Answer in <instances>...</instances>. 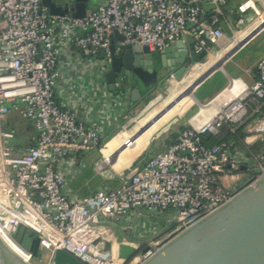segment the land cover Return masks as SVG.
I'll return each instance as SVG.
<instances>
[{"label": "built area", "instance_id": "2783aa9c", "mask_svg": "<svg viewBox=\"0 0 264 264\" xmlns=\"http://www.w3.org/2000/svg\"><path fill=\"white\" fill-rule=\"evenodd\" d=\"M229 1L209 0L206 4L214 7L207 11L205 0H103L75 17L71 12L51 13L42 0H0V231L15 242L21 225L34 231L40 248L51 250L49 264H55L58 248L87 264H140L171 237L230 201L242 180L254 176L249 183L254 184L260 177L254 170L264 172V54L252 83L207 102L215 100L207 119L184 127L119 185L100 187L72 201L64 192L66 174L58 165L68 154L98 148L103 133L57 100L63 43L75 46L103 74L111 68L113 42L118 48L138 44L157 50L193 36L194 52L210 53L227 37L221 23H228ZM236 7L237 27L247 10L257 16L262 11L256 0H241ZM116 32L123 39L116 38ZM11 109L32 120L38 130L36 143L23 153L10 144L15 132L2 127ZM249 118L243 136L211 145L204 141V135L220 134L226 125L236 134ZM238 144L245 149V162L233 154ZM228 176L242 179L226 186ZM138 208L159 213L173 209L174 227L165 239L145 246L130 242L138 252L126 260L119 254L116 235L113 242L107 239L103 221ZM24 250L31 260L32 253Z\"/></svg>", "mask_w": 264, "mask_h": 264}, {"label": "crops", "instance_id": "0c3cea01", "mask_svg": "<svg viewBox=\"0 0 264 264\" xmlns=\"http://www.w3.org/2000/svg\"><path fill=\"white\" fill-rule=\"evenodd\" d=\"M102 1L103 0H98L96 3H91L88 10L96 7V5ZM240 1L241 0H230L225 7V14L233 34L238 28L236 23L240 15L238 14L236 6ZM250 27L251 25L248 29H250ZM230 41L231 38H223L220 44L216 47L222 48L224 46L225 50H232L236 47L237 41L234 40L233 43L228 46ZM247 44L240 47L235 53L227 58L223 63L224 70L217 69L195 89L194 92L196 96H198V89L204 83H212L213 85H211L208 91L201 97L206 98L209 95L206 100L199 99L200 102H195L191 90L188 89L186 95L179 102H177L158 121H155V116L158 112L172 103L173 100L179 98V95L187 90V88L191 86L201 74L212 68L214 63L211 56H208L205 62L193 65L181 80H178L172 75L153 92L149 93L152 86L157 84L158 81L170 72L169 67L176 66V62L172 54H170L166 58L167 68L158 74L151 75L152 79L149 78L151 83L150 81L148 83L137 82L138 77L136 76L145 74L142 70V72L134 73V78H131L130 80L119 79L117 88L120 90V93L115 94L108 89L106 74L100 72L94 61L87 60V58H85L84 55L72 44L63 43L61 45V52L58 56L57 62V68L60 73L56 82L57 100L62 106L76 112L78 117L88 126H100L103 130L102 143L97 151L94 149V151L82 150L78 156L68 154L61 158L58 163L59 167L66 174L64 192L69 199L72 201L81 200L84 196L89 195L96 189L100 188V182L98 178H96L97 176H95L97 174L90 170V165L92 161L97 160L101 153L103 154L104 159L107 156L116 153L113 162H106L105 160L104 162L110 164L116 171L122 170L131 163H125V161H122V156L136 157L137 154L135 155V149L133 148L138 146L139 138L144 136L148 131L156 129L161 121H164V123L152 134L148 144L159 131H164L170 126V121L176 116V119L180 121V124L182 125V129L190 125L192 122L203 121L211 115V108L208 106L205 107L207 102L222 94L231 96L252 83L257 76V62L263 56L264 48L254 57L253 55L255 54L251 52L244 58L241 56L236 58ZM161 50L163 49L151 51L160 58ZM175 52H180V50ZM169 82H172V84L165 91V94L168 95V93L175 92L177 97L172 101H163L162 99L158 101H146L148 96L153 93H158L159 96L163 87ZM135 87L140 88L142 93V98L138 101H133L131 98V92ZM139 116L140 118H138ZM134 118L138 119L135 120L132 127L129 128V122ZM150 122L153 124L149 125ZM2 127L15 132V137L10 140V144L14 147L13 149L17 153L26 152L30 146H33L36 143L38 130L36 129L35 124L32 120L22 117L18 110L11 109L9 111L2 121ZM137 130L141 131L137 133L138 138L136 139L134 146L120 150L121 148L119 147L122 143L123 137L127 135L128 132L133 133L137 132ZM178 133L179 132L170 136L167 143L163 145L162 148L158 149L157 152L164 150ZM233 154L243 162L247 161L245 149L239 144L234 147ZM148 159H146L144 163ZM137 168L138 167L136 166L132 172ZM122 178L123 176L121 179ZM241 179V176H228L224 178V184L226 186H234L239 184ZM148 211L151 210L138 208L131 210L128 214L121 216L119 219H104L103 225L108 232L107 239L110 242H113L112 236L116 235L118 242L122 235L125 242L129 244L140 242L143 246L156 240L165 239L174 227V210L168 209L163 212L165 215L164 217L169 220L167 224L168 227L158 233H148L147 231L137 230L136 228L138 222H146L143 218Z\"/></svg>", "mask_w": 264, "mask_h": 264}, {"label": "water", "instance_id": "95a60500", "mask_svg": "<svg viewBox=\"0 0 264 264\" xmlns=\"http://www.w3.org/2000/svg\"><path fill=\"white\" fill-rule=\"evenodd\" d=\"M91 1L42 0V4L54 14L62 15L71 12L75 17H82L86 14ZM207 1L209 0H205L204 6L209 11L214 5L206 4ZM221 25L228 36L233 35V31L227 22H222ZM116 38L123 39V36L116 32ZM195 42L193 36L177 40L161 50L160 58L147 46L127 44L118 48L113 42L111 46V68L106 72L108 89L119 94L118 80H130L134 78V73L142 72V70L145 74L136 76L138 77V79L136 78L137 82L148 83L150 81L151 83V75L158 74L167 68L166 58L170 54H172L176 66H170V72L157 84H154L149 93L153 92L172 75L181 80L193 65L204 62L209 56L206 49L200 53H195L193 50ZM240 47L241 45L236 46L228 52L223 63ZM178 50L180 52H175ZM100 55L102 56V52ZM223 63L201 74L183 92L181 98L186 95L189 89L195 102H200L194 92L195 89L217 69L224 70ZM131 98L133 101L142 98L140 88L135 87L132 90ZM174 104L171 103L163 111L158 112L155 121L164 116ZM176 118L177 116L174 119ZM152 124L150 122L149 125ZM251 140L250 137L247 139L248 142ZM242 169H246V166L243 165ZM254 172L260 174L254 184H249L254 176L248 180H242L240 191L230 201L171 237L140 264H264V172L260 169H255ZM15 240L23 249L24 247L20 243L24 242L33 257L38 256L40 251L39 237L34 231L21 225L15 234ZM119 243V254L126 260L138 252V249L124 241L122 235L119 238ZM53 262L55 264H87L64 248L55 250ZM0 264L34 263L20 256L0 236Z\"/></svg>", "mask_w": 264, "mask_h": 264}, {"label": "rangeland", "instance_id": "374dc122", "mask_svg": "<svg viewBox=\"0 0 264 264\" xmlns=\"http://www.w3.org/2000/svg\"><path fill=\"white\" fill-rule=\"evenodd\" d=\"M97 1L98 0H92L91 3H96ZM256 3L258 5V7L260 8V10L263 11L264 10L263 0H256ZM243 15L245 17L244 22L238 26V28L236 29V32L232 36L227 35V37H226V39L231 38V41L228 44V46L230 44H232L234 39L236 37H238L244 30H246L252 23L253 24L251 25V27L248 31H251L252 29H254L257 26V22H259V20H257L258 16L253 12L252 9L247 10ZM262 21H264V16L261 19V22ZM247 43H246L247 45L243 48L241 53L236 58H238L239 56L244 58L248 54H250L251 52L255 54V55H253V57H254V56H256V54H258L261 51V49L264 48V28L259 33H257L254 37H252ZM221 50H222V48L215 47L214 50L210 54L218 53ZM212 61L215 64L217 62V59L212 57ZM171 84H172V82L167 83V85L163 87V90H162L161 94H159V96H158V93H153L147 98L146 101H151V100L158 101L160 99H162L163 101H166V100L172 101L175 97H177V94H175V92L168 93V95L165 94V91L171 86ZM211 85H213V84L207 83V82L204 83L198 89V92H197L198 96L197 97L199 99L206 100L207 97H209V95L206 98H201V97L203 96V94H205L208 91V89L211 87ZM138 118H140V116ZM138 118H134L129 122V128L132 127V125L134 124V121L137 120ZM163 123H164V121H161L156 129L148 131L144 136L139 138L138 146L136 148H133V149H135V155L137 154L136 157L134 156L135 158L132 156L131 157L122 156V158H123L122 161H125V163L131 162L124 169L119 170V171L114 170L110 164H106L104 162L105 159H104V156L102 153L99 155L97 160L92 161L91 165H90L91 166L90 170L92 172L94 171L97 174L95 176H97L96 178H98V180L100 182L99 186L105 187V188L113 187L114 184H112V183L118 179H121L122 176L126 179H129L130 174L132 173V170L136 166L141 167L144 164V161L146 159L152 157V155L154 153L156 154L158 149L162 148L163 145H165L167 143L168 138L170 136H172L173 134L180 132L182 130V127H181L182 125L180 124V121H178L177 119L173 120L171 122L170 126L167 125L168 127L164 131H162V130L159 131L152 138L150 143L148 144L149 139L152 136V134L155 131H157L158 128ZM91 150H93V149H91ZM94 150L97 151L98 148L94 149ZM241 175H242V177H248L249 176V174L247 172H241ZM164 216H165L164 213H159V212L154 211V210L148 211L144 215V218L142 217L143 220H146V222L145 223L144 222H138L136 225V228H137V230L147 231L148 233H152V232L158 233L159 231L164 230L166 227H168L167 224H168L169 220L167 218H165ZM140 221H142V220H140ZM23 251L25 252V257L29 260V254L24 249H23ZM51 257H52L51 250L40 248L38 256L32 257L30 261L33 262L34 264H49Z\"/></svg>", "mask_w": 264, "mask_h": 264}, {"label": "bare ground", "instance_id": "6f19581e", "mask_svg": "<svg viewBox=\"0 0 264 264\" xmlns=\"http://www.w3.org/2000/svg\"><path fill=\"white\" fill-rule=\"evenodd\" d=\"M264 16V11H259V15H258V18L257 20H259V22H257V26L252 29L251 31H248L249 27L244 30L238 37H236L234 40L237 41V45L236 46H239L241 45V47L243 45H245L252 37H254L257 33H259L263 28H264V21L261 22V19L263 18ZM256 20V21H257ZM255 22V21H254ZM253 24V23H252ZM251 24V25H252ZM231 50H225L224 46L222 47V50L218 53H215V54H210L209 56L213 57V58H216L217 59V62L212 66L213 67H218L220 66L224 59H225V56L228 54V52H230ZM208 58V57H207ZM206 61V60H205ZM204 61V62H205ZM189 88V87H188ZM185 92V91H183ZM183 92L179 95V98L175 99L172 101V104H176L177 102H179L184 96H182L181 98V95L183 94ZM217 100V99H215ZM215 100L213 101V104L212 105H207L205 104V107H212L215 103ZM171 104V103H170ZM174 104V105H175ZM163 111V110H161ZM139 131L141 130H137V132H128L127 135H125L123 137V140H122V143L120 145L119 148H121L120 150L122 149H127V148H131L134 146L135 142H136V139L138 138V135L137 133H139ZM136 133V134H135ZM118 152V150H117ZM115 154H111L110 156H107L105 158V161L106 162H113L115 160ZM0 236L4 239V241L15 251L17 252L20 256H22L23 258H25L26 260H28L26 257H25V252L23 251V249L10 237L8 236L7 234H4L2 231H0Z\"/></svg>", "mask_w": 264, "mask_h": 264}, {"label": "trees", "instance_id": "16d2710c", "mask_svg": "<svg viewBox=\"0 0 264 264\" xmlns=\"http://www.w3.org/2000/svg\"><path fill=\"white\" fill-rule=\"evenodd\" d=\"M252 121V118H249L248 120H246V122H244L242 125H240L237 130H236V134L231 132V130L228 128V126H224L222 132L220 134L214 135V134H206L204 135V141L207 144H215V143H222L225 141H229L231 139H233L236 135L239 136H243L245 134V130L248 126V124ZM102 143V142H101ZM121 183V179L116 180L115 182H113L112 184L113 187L119 185Z\"/></svg>", "mask_w": 264, "mask_h": 264}, {"label": "flooded vegetation", "instance_id": "af4514ba", "mask_svg": "<svg viewBox=\"0 0 264 264\" xmlns=\"http://www.w3.org/2000/svg\"><path fill=\"white\" fill-rule=\"evenodd\" d=\"M91 4V3H90ZM149 97V96H148ZM24 248H26V249H28L29 250V248L24 244V242H21L20 243Z\"/></svg>", "mask_w": 264, "mask_h": 264}]
</instances>
